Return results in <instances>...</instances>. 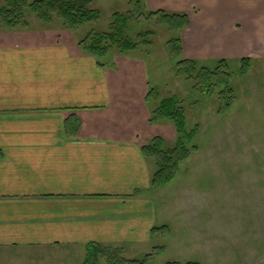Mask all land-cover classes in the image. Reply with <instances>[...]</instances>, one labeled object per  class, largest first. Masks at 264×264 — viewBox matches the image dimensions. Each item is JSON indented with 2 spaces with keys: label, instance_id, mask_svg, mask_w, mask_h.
I'll return each instance as SVG.
<instances>
[{
  "label": "crops",
  "instance_id": "0c3cea01",
  "mask_svg": "<svg viewBox=\"0 0 264 264\" xmlns=\"http://www.w3.org/2000/svg\"><path fill=\"white\" fill-rule=\"evenodd\" d=\"M140 1L187 14L185 59H264V0ZM112 82L60 30L0 32V264H83L88 245L134 253L152 239L150 160L110 121Z\"/></svg>",
  "mask_w": 264,
  "mask_h": 264
},
{
  "label": "rangeland",
  "instance_id": "374dc122",
  "mask_svg": "<svg viewBox=\"0 0 264 264\" xmlns=\"http://www.w3.org/2000/svg\"><path fill=\"white\" fill-rule=\"evenodd\" d=\"M84 10L92 19L75 29L56 14L51 24L29 7L26 16L31 30H60L81 47L93 32L131 45L100 58L122 94L110 121L154 153L181 142L191 152L170 182L149 192L157 214L150 242L134 253L109 249L89 264H264V59L245 67L186 62L176 21L151 15L140 0H92Z\"/></svg>",
  "mask_w": 264,
  "mask_h": 264
},
{
  "label": "trees",
  "instance_id": "16d2710c",
  "mask_svg": "<svg viewBox=\"0 0 264 264\" xmlns=\"http://www.w3.org/2000/svg\"><path fill=\"white\" fill-rule=\"evenodd\" d=\"M92 0H34L29 3L28 0H6L5 5H0V32L3 31H14L18 29H26L30 27V21L26 16V9L29 7L37 17L44 23L51 24L53 16L56 14L57 17L63 20V25L68 29H75L76 27L82 25L86 20H91L92 15H84L85 13L79 12L83 11L86 6ZM87 12L86 10H84ZM92 11V10H91ZM93 12V11H92ZM95 14V13H94ZM151 15L170 17L169 19L175 20L180 33L177 39H174L179 44V52L182 54V41L181 32L184 26L187 24V14L168 12V11H155L150 12ZM117 31L122 29L116 28ZM110 34V33H109ZM104 34L101 32L91 33L89 39H84L80 41L82 48L87 54L93 55L97 58L100 65L105 66V64L100 59L104 57L107 50L112 48V46H117L122 50H128L131 45L121 44L122 38H118L117 35H108V39H111V44L109 41L103 43L102 36ZM121 37V36H120ZM124 41V40H123ZM169 44V43H168ZM170 49H173L172 46ZM186 62L197 63L195 60H185ZM185 61H181L183 63ZM251 58H244L239 62L242 63L243 67L248 66ZM219 65L229 64L228 61L222 60L218 62ZM171 103H174L173 98L168 99ZM175 121H178L174 113L171 115ZM177 125L180 124L177 122ZM77 128V127H75ZM144 154L146 157L155 158L156 169L152 172L151 187L152 189H158L170 182L175 174L179 171L180 164L190 157V149L187 148L182 142L177 145V147L169 149L167 151H159V153H154L153 145H148L143 147ZM150 150L152 152H150ZM155 230V227L152 229ZM109 249H113L118 252V248L104 247L98 244H91L86 247V258L84 263L89 264L90 261L97 260L98 255L105 254ZM197 264V263H189Z\"/></svg>",
  "mask_w": 264,
  "mask_h": 264
}]
</instances>
